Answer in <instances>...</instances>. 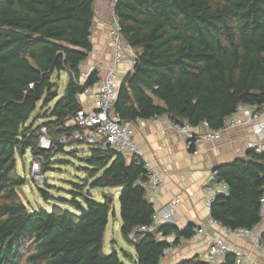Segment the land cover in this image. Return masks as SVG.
Instances as JSON below:
<instances>
[{
	"label": "trees",
	"instance_id": "trees-1",
	"mask_svg": "<svg viewBox=\"0 0 264 264\" xmlns=\"http://www.w3.org/2000/svg\"><path fill=\"white\" fill-rule=\"evenodd\" d=\"M94 3L0 0V264H124L116 251L103 252L111 197L99 202L75 185L72 211H30L19 195L26 180L16 172V158L29 150L32 159L40 158L42 174L51 155L67 146L58 140L78 129L65 122L79 110L78 96L97 82L91 73L79 83V66L93 50ZM114 15L135 53L113 104L121 119L156 116L192 129L203 122L218 129L238 105H264V0H117ZM62 72L68 77L63 96L49 106L57 98L52 76ZM41 100L47 112L30 121ZM41 129L50 141L47 150L39 147ZM82 160L91 168V188L119 189L120 233L134 264H161L165 249L193 236L192 224L163 225L157 229L161 240L151 234L129 239L154 212L141 186L148 180L143 163L93 147ZM212 171L228 191L210 205V218L231 229L259 225L264 152L248 150ZM175 264L204 262L193 257ZM218 264H233V256Z\"/></svg>",
	"mask_w": 264,
	"mask_h": 264
},
{
	"label": "built area",
	"instance_id": "built-area-1",
	"mask_svg": "<svg viewBox=\"0 0 264 264\" xmlns=\"http://www.w3.org/2000/svg\"><path fill=\"white\" fill-rule=\"evenodd\" d=\"M116 2L117 0H110L109 2L110 26L107 37L111 50V59L108 63H95L88 69L86 74L80 75V84L91 73L96 75L97 82L78 96L80 108L73 117L68 118L65 122V126H74L78 129L70 137H61L58 141L67 146L77 141L89 147L122 153L128 157V160L143 163L148 180L141 186L145 190L144 198L151 201V196L157 195L159 189L164 185V169L143 158L134 136V123H138L140 120L137 119L134 122L125 121L113 112V104L120 84L118 75L122 70L129 71L135 60V53L130 46L124 43L120 33V26L114 15ZM262 108H264V105L257 107L240 104L232 115L224 119L222 126L218 129H210L208 124L203 122L199 127L204 129V133H197L187 124L173 123L162 119V117L155 116L151 118V122L152 124H160L164 130L183 135L187 141L188 149L190 147L195 148L200 138L209 142H219L226 132L240 127H249L253 135L262 139V143L254 144L249 142L247 149L259 154L264 152ZM40 133L42 142L39 140V147L47 150L50 147V141L45 137V129H41ZM190 153L191 155L194 154L195 150ZM40 165V158H33L30 165V173L33 180L41 182ZM201 191L204 205L209 210L210 205L217 197L227 194L228 187L226 183L218 180L216 172L212 171L209 180L202 185ZM182 205V199L174 196L166 204L154 208L151 223L148 226L134 230L129 235V239H133L135 234H151L157 240L163 239L162 233L157 231V229L163 225H177L181 219ZM259 217L261 221L264 220V185L260 198ZM210 224L217 227L222 234L236 240L250 238L257 228L255 226L252 230L243 228L231 229L212 219ZM193 232L195 237L206 234L204 228H195ZM255 248L264 250V242H261L260 236L256 238L254 246L248 249L245 243L232 244L223 236L218 235L210 240L206 258L203 262L204 264H218L226 255L231 254L233 256V264H264V260L253 256ZM172 249V247H168L163 251L162 261L171 254Z\"/></svg>",
	"mask_w": 264,
	"mask_h": 264
},
{
	"label": "crops",
	"instance_id": "crops-1",
	"mask_svg": "<svg viewBox=\"0 0 264 264\" xmlns=\"http://www.w3.org/2000/svg\"><path fill=\"white\" fill-rule=\"evenodd\" d=\"M109 2L110 0H95V18L91 29L93 50L86 61L79 66L81 74L86 73L95 63H108L111 59L107 37L110 26ZM127 72L122 70L119 73L120 81ZM261 113L264 120V108L261 109ZM162 119L166 118L162 117ZM42 121L38 120L39 123ZM193 130L204 133L201 127ZM134 136L143 158L161 167L165 172L164 185L157 195L151 196L154 208L178 196L182 199L183 205L181 219L176 226L182 229L192 224L195 228H204L206 231L204 236H192L188 240H181L161 264H175L193 257L204 261L210 240L218 235L232 244L245 243L248 249L254 246L256 238L264 231V220L257 225L255 233L250 238L236 240L224 235L217 227L210 224L209 210L204 205L201 191L202 185L209 180L210 173L216 166L244 158L248 153L249 142L262 143V139L253 135L249 127L230 130L219 142H209L200 138L192 155L183 135L164 130L160 124H152L151 119L135 122ZM171 239L169 238V242L172 241ZM183 245H186V249H182ZM253 256L264 260V250L255 248Z\"/></svg>",
	"mask_w": 264,
	"mask_h": 264
},
{
	"label": "rangeland",
	"instance_id": "rangeland-1",
	"mask_svg": "<svg viewBox=\"0 0 264 264\" xmlns=\"http://www.w3.org/2000/svg\"><path fill=\"white\" fill-rule=\"evenodd\" d=\"M67 79L65 72L52 76L57 98L49 106H52L63 96ZM42 104L43 100L37 103L36 110L31 115L30 121L34 120L38 114L42 115L44 111L47 112L48 109L41 111ZM40 119L43 121L49 120V118ZM40 141L42 142V140ZM89 149L90 147L84 144L65 146L63 152L52 154L48 169L42 173L41 182L33 180L31 176L30 165L32 156L30 151L28 150L23 158L17 157L16 172L26 180V184L19 190L21 201L30 211L43 209L46 212H50L54 206L72 211L71 201L75 198L72 193L76 194L78 192L74 187L75 185L84 186L83 192H88L96 201L104 202L106 197H111L112 208L104 233L103 252L109 254L114 250L124 264H134V252L120 233L119 189H93L90 187L93 179L89 177L87 170H91V168L82 160L89 153ZM41 190L48 193L50 197L48 200L43 198ZM76 201L79 202L80 199L76 197ZM181 247L186 249V245Z\"/></svg>",
	"mask_w": 264,
	"mask_h": 264
}]
</instances>
